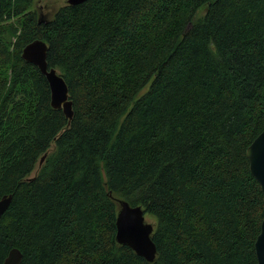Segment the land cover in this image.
I'll use <instances>...</instances> for the list:
<instances>
[{
    "label": "trees",
    "instance_id": "trees-1",
    "mask_svg": "<svg viewBox=\"0 0 264 264\" xmlns=\"http://www.w3.org/2000/svg\"><path fill=\"white\" fill-rule=\"evenodd\" d=\"M35 39L70 122L21 56ZM263 129L264 0H87L51 18L0 0V264L11 248L20 264H258L246 148ZM113 197L153 218V262L116 242Z\"/></svg>",
    "mask_w": 264,
    "mask_h": 264
},
{
    "label": "water",
    "instance_id": "water-1",
    "mask_svg": "<svg viewBox=\"0 0 264 264\" xmlns=\"http://www.w3.org/2000/svg\"><path fill=\"white\" fill-rule=\"evenodd\" d=\"M85 1L87 0H67L66 2L69 5H77ZM40 21L41 19L38 20V22ZM47 48V43L44 40L35 39L23 47L21 56L26 62L37 66L45 76L49 84L51 106L62 110L70 122L73 117V109L68 86L56 68L48 67ZM246 157L249 161L250 173L260 184L264 196V129L247 146ZM11 199V194H5L0 198V218L8 208ZM113 199L117 203L116 242L128 246L137 256L147 262H153L157 253L156 245L152 239L154 222L146 220L144 208L140 204L131 205L123 198L113 197ZM254 249L257 263L264 264V215L254 242ZM21 260L22 253L17 248H11L1 264H20Z\"/></svg>",
    "mask_w": 264,
    "mask_h": 264
},
{
    "label": "rangeland",
    "instance_id": "rangeland-1",
    "mask_svg": "<svg viewBox=\"0 0 264 264\" xmlns=\"http://www.w3.org/2000/svg\"><path fill=\"white\" fill-rule=\"evenodd\" d=\"M67 0H35V7L38 11L39 18H51L53 13L63 4L67 3ZM35 173V170L32 174ZM146 220L153 222V218L146 216Z\"/></svg>",
    "mask_w": 264,
    "mask_h": 264
}]
</instances>
